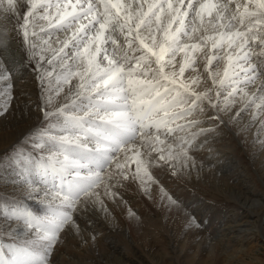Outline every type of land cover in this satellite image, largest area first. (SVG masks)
Masks as SVG:
<instances>
[{
  "label": "snow or ice",
  "instance_id": "1",
  "mask_svg": "<svg viewBox=\"0 0 264 264\" xmlns=\"http://www.w3.org/2000/svg\"><path fill=\"white\" fill-rule=\"evenodd\" d=\"M0 9L32 63L41 103L29 135L46 146L39 163L18 149L0 157L25 170L13 186L46 204L45 214L0 212V264H50L62 232L78 230L74 213L103 206L124 182L157 183L153 165L182 175L189 139L206 131L199 117L239 125L250 113L264 131V0H0ZM10 76L0 61V79ZM15 225L27 235L5 247Z\"/></svg>",
  "mask_w": 264,
  "mask_h": 264
},
{
  "label": "bare ground",
  "instance_id": "2",
  "mask_svg": "<svg viewBox=\"0 0 264 264\" xmlns=\"http://www.w3.org/2000/svg\"><path fill=\"white\" fill-rule=\"evenodd\" d=\"M7 15L0 9V61L11 72L8 81L0 79V157L8 153L12 160L18 149L39 163L46 146L38 147L29 134L39 126L40 87L15 17ZM249 116L243 113L239 125L199 117L206 131L189 139L191 162L182 175L153 165L157 183L124 182L111 189L114 199L102 198L103 206L74 213L78 230L62 232L50 264H264V131L258 121L249 126ZM175 166L179 173L180 162ZM24 171L15 163L0 165V212L45 214L42 197L25 198L11 183ZM31 179L42 187L38 174ZM26 235L15 225L4 246Z\"/></svg>",
  "mask_w": 264,
  "mask_h": 264
},
{
  "label": "rangeland",
  "instance_id": "3",
  "mask_svg": "<svg viewBox=\"0 0 264 264\" xmlns=\"http://www.w3.org/2000/svg\"><path fill=\"white\" fill-rule=\"evenodd\" d=\"M4 240H6V239L4 238ZM258 254L263 255V251H259ZM247 261L251 262L250 259H248ZM202 264H203V263H202Z\"/></svg>",
  "mask_w": 264,
  "mask_h": 264
}]
</instances>
